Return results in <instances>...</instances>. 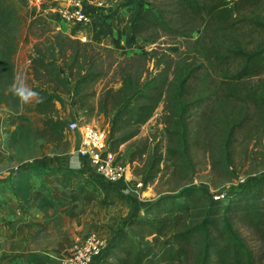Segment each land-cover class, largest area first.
I'll return each mask as SVG.
<instances>
[{"label": "rangeland", "instance_id": "obj_1", "mask_svg": "<svg viewBox=\"0 0 264 264\" xmlns=\"http://www.w3.org/2000/svg\"><path fill=\"white\" fill-rule=\"evenodd\" d=\"M7 1L20 13L7 25L8 17L0 14V68L14 65L13 77L0 73V170L16 174L35 165L38 177L61 176L59 186L67 191L53 194L47 182H41V228L28 240L30 245L9 249L2 243L17 264H65L72 246L89 237L101 238L108 246L105 257L94 264H198L203 237L190 248L188 260L171 262L163 254L177 252L175 231L155 241L145 237L150 230L136 222L161 216L156 206L164 208L167 199L191 203L192 196L199 201L192 215H184L188 222L173 226L202 224L209 205L213 214L231 220L255 263L264 264V225L260 230L250 226L242 211L245 200L256 203L255 196L264 206V197L258 196L264 187L257 185L264 180V71L232 82L238 67L226 54L260 49L264 36L238 26L225 33L201 28L189 38L160 32L152 44L133 30L141 13L155 9L157 0H105V7L113 8L114 26L106 23L107 16L96 14L92 26L72 28L88 36L84 42L37 12L30 0ZM241 16L264 24V0L247 4ZM85 44L94 56L77 64L74 51L83 53L80 45ZM39 50L49 72L33 68ZM10 52L13 63L6 60ZM91 73L98 74L97 79H90ZM17 75L39 90L41 98L47 92L58 100L21 106L8 91ZM182 90L186 94L179 96ZM145 95L161 98L154 115L139 125L131 110L145 103ZM73 121L110 131L118 162L131 168L129 187L112 186L109 193V186L88 169L50 167L75 155L80 137L69 129ZM216 196L230 199L229 211L225 201L210 204ZM132 239L139 249L154 250L144 263L118 251L130 247Z\"/></svg>", "mask_w": 264, "mask_h": 264}, {"label": "trees", "instance_id": "obj_2", "mask_svg": "<svg viewBox=\"0 0 264 264\" xmlns=\"http://www.w3.org/2000/svg\"><path fill=\"white\" fill-rule=\"evenodd\" d=\"M257 0H161L155 2V9H146L141 13L138 23L133 30V34L137 38H141L148 43H156L159 40V34L165 33L166 35H175L177 37L189 38V34L194 33L197 29L203 28L204 31L210 28L215 33L229 32L235 27L247 29L249 31L257 32V35L264 36V24L242 18L241 10L247 4L254 5ZM19 10L16 5L11 1L0 0V14L8 17L7 23L19 17ZM239 18V20H237ZM5 30V29H4ZM161 32V33H160ZM259 33V34H258ZM80 49L74 51V58L77 64L81 60L91 61L94 55H90L89 45L85 44ZM5 52H3L4 54ZM43 51L39 50L37 58H32L33 68L36 72L45 70L46 56L42 54ZM227 59L238 67L237 72L230 80L239 83L247 77L259 75L264 71V45L262 48L245 52L241 49L227 50ZM3 57V55H1ZM1 57V58H2ZM8 58V59H6ZM6 58L9 62L13 63L14 52L7 54ZM3 59V58H2ZM35 64V67H34ZM37 64V67H36ZM38 65L40 68H38ZM14 65L9 68H0V73L3 75L14 76ZM84 66V64H83ZM81 66L80 69L83 68ZM59 73V71H58ZM98 74L91 73L88 77L90 79H97ZM189 79V78H188ZM186 79L183 85L188 81ZM13 80V78H12ZM231 83V82H230ZM158 90V88L156 89ZM39 92V90H35ZM186 91L182 90L178 95H185ZM163 95V94H161ZM46 97V98H44ZM145 103L134 106L131 110L134 122L136 124L146 123L156 111L159 103L160 95L158 96H143ZM43 105L51 104L53 101L58 100L55 95H49L43 92ZM262 102L264 103V94L262 95ZM263 185L264 180L257 182V185ZM109 193L114 190L113 187L108 188ZM258 196L264 197V192L259 191ZM163 200V199H162ZM159 200L154 205L161 203ZM191 203L174 202L173 200H165L164 208L156 206L158 212L163 214L155 218H143L136 221L137 224L143 228H148V233H143L145 237H153L155 241L166 237L167 232L175 231V239L178 250L176 253L165 252L163 256L171 259L174 262L176 259L183 258L188 260L190 248L197 245L196 241L204 238V247L202 248V258L198 264H256L252 252L248 249L245 242L239 236L237 230L233 227L231 220L228 217L222 219L220 214L215 213L206 205V215L202 224L196 227L180 228L179 225H172L174 222L187 223L188 219L184 215H192L194 204H198L199 199L192 196ZM226 203L225 211L230 210L232 202L230 199H222L216 202H211L212 206L220 202ZM246 201L242 211L249 218L250 226L260 230V226L264 225V206L259 203V198L255 196L254 204ZM115 248L114 250H118ZM124 254L126 259L136 258L137 262H145L147 258L153 254L154 250L150 248L148 251L139 249L135 240L132 239L130 247H123L119 249ZM112 251L108 253V257ZM118 255L114 254L113 256ZM105 257V256H104ZM117 256H115L116 258ZM128 263V262H127Z\"/></svg>", "mask_w": 264, "mask_h": 264}, {"label": "built area", "instance_id": "obj_3", "mask_svg": "<svg viewBox=\"0 0 264 264\" xmlns=\"http://www.w3.org/2000/svg\"><path fill=\"white\" fill-rule=\"evenodd\" d=\"M30 6L57 22L60 27L84 42L88 36L84 32L73 31L92 26L96 14L105 8V0H30ZM71 133L80 137L77 156L84 162L98 181L108 186H127L133 178L130 166L120 164L117 154L112 149L110 131L97 124L80 126L77 121L69 124ZM0 170V178L5 175ZM140 187V186H138ZM128 191V189H124ZM224 198L216 196L219 201ZM107 242L101 238L89 237L82 242H76L65 259V264H94L103 259L107 253Z\"/></svg>", "mask_w": 264, "mask_h": 264}, {"label": "crops", "instance_id": "obj_4", "mask_svg": "<svg viewBox=\"0 0 264 264\" xmlns=\"http://www.w3.org/2000/svg\"><path fill=\"white\" fill-rule=\"evenodd\" d=\"M100 13L103 14V18L107 16L104 19L106 23L114 26L110 21L114 17L113 8L105 7ZM34 166L24 167L16 174L5 171L6 174L0 178V264L18 262L16 258L10 256L9 251L4 250L2 243L9 244V249L19 245H30L31 242L28 240L32 239L35 231L42 226V212L39 207L41 182H47L53 194L59 193V189L64 192L59 186L63 182L61 176L38 177L34 174ZM55 166L63 170L87 172L86 165L76 153L72 157L60 159L50 165L52 169ZM40 167H43V164H40ZM63 194L66 195L67 191Z\"/></svg>", "mask_w": 264, "mask_h": 264}, {"label": "clouds", "instance_id": "obj_5", "mask_svg": "<svg viewBox=\"0 0 264 264\" xmlns=\"http://www.w3.org/2000/svg\"><path fill=\"white\" fill-rule=\"evenodd\" d=\"M8 91L13 97L18 99L21 106L29 104L34 100L40 103L43 102L40 94L29 87L19 75L13 78V82L9 85Z\"/></svg>", "mask_w": 264, "mask_h": 264}]
</instances>
